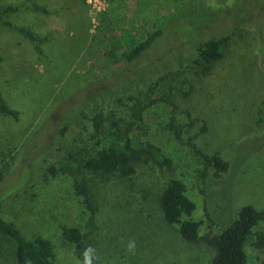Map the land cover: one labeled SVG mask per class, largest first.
<instances>
[{
	"label": "rangeland",
	"instance_id": "374dc122",
	"mask_svg": "<svg viewBox=\"0 0 264 264\" xmlns=\"http://www.w3.org/2000/svg\"><path fill=\"white\" fill-rule=\"evenodd\" d=\"M8 5H25L4 20L41 38L42 55L0 22V89L19 114L16 121L0 117L4 193L28 180L25 166L33 169L5 201V216L27 236L49 239L64 264H83L88 245L100 257L94 264H213L215 248L186 242L163 220L158 197L166 180H183L203 222L200 237L222 233L246 205L264 209V0H110L103 12L85 0H0V9ZM156 28L163 34L152 47L117 70L118 55ZM214 36L227 39L226 53L203 74L192 61ZM134 100L144 107L140 122L131 118ZM99 112L103 134L135 121L134 132L172 167L143 163L124 182L88 177L89 209L73 196L70 174L52 177L47 168L68 159L59 143L66 139L55 135L63 120L72 116L73 131ZM198 152L218 153L230 170L203 185ZM63 225L83 232L80 245L61 238ZM262 230V223L253 229ZM131 240L135 254L126 250ZM245 253L247 264H264V245L248 243ZM0 264L27 261L0 237Z\"/></svg>",
	"mask_w": 264,
	"mask_h": 264
},
{
	"label": "trees",
	"instance_id": "16d2710c",
	"mask_svg": "<svg viewBox=\"0 0 264 264\" xmlns=\"http://www.w3.org/2000/svg\"><path fill=\"white\" fill-rule=\"evenodd\" d=\"M23 7L25 8V5H8L1 8L0 22L5 27L14 29L23 35L33 44L37 55L41 56V38L29 30L14 27L10 22L4 20L7 15L15 13ZM35 9L45 12L41 7ZM261 11H264V8L259 12ZM236 15L238 14L236 13ZM246 18L243 16L239 20L244 21ZM162 34L163 29H153L146 34L141 42L122 51L118 55L116 65H120H118L117 70H122L134 64ZM226 41V38L214 36L208 39L202 47L197 48L196 57L192 61L195 69L203 74L208 73L212 65L224 57ZM184 89L185 93L189 91V87L187 89L185 86ZM143 111L144 107L141 103L134 100L131 106V118L133 117L135 121L140 122ZM18 116V112L8 106L0 89V117H8L16 121ZM71 117L65 118L55 132L57 138L66 139L64 142L60 141L59 143H62L68 159L60 161L58 168L53 165L49 166L47 173L52 177L59 171L70 174L73 177L71 192L83 206L91 209L88 177L124 182L137 173L140 164L149 162L168 170L171 169L172 160L158 146L140 139L134 132L133 125L135 121L126 124L124 130L115 125L116 131L103 134L99 129L103 118L102 112L96 114L88 126L75 128L73 131H69L67 125ZM102 135L106 137L104 144L101 142L102 137L100 138ZM91 141L95 142L96 148L88 151ZM37 144L41 145L40 140L37 141L36 146H38ZM50 146L51 144L48 143L45 148L47 149ZM198 155L202 162L200 177L203 185L207 184L211 176L218 179L230 170V164L224 161L218 153L198 152ZM77 156L80 157L77 158ZM45 158L39 164L43 163ZM38 165H34V167ZM32 173L33 169L25 166L21 176L27 174L29 180ZM26 182L21 187L14 188L12 192L6 194L4 191L9 181L6 180V170L0 169V237L12 241L26 259L27 264H64L49 239L41 234L27 236L19 225L8 219L4 214L5 201L11 198L16 190L24 187ZM158 209L165 223L175 225L186 242L203 241L208 246L215 248L216 254L213 264H247L245 246L251 243L255 248L260 249L264 245V230L253 231L259 223L264 225V209L257 210L249 205L242 207L237 219L219 235L200 237L203 222L201 219L194 218L196 204L188 197L186 185L181 179L172 177L166 180L158 197ZM206 217L210 220L208 215ZM60 236L64 241L75 246L80 245L84 239V234L78 227L69 225L60 227Z\"/></svg>",
	"mask_w": 264,
	"mask_h": 264
},
{
	"label": "clouds",
	"instance_id": "9594fccd",
	"mask_svg": "<svg viewBox=\"0 0 264 264\" xmlns=\"http://www.w3.org/2000/svg\"><path fill=\"white\" fill-rule=\"evenodd\" d=\"M136 249V242L135 240H131L128 242L126 246L127 252L131 254H135ZM83 256V264H94V261H99L100 257L97 255L96 250L93 248L92 245H88L84 248L82 252Z\"/></svg>",
	"mask_w": 264,
	"mask_h": 264
},
{
	"label": "built area",
	"instance_id": "2783aa9c",
	"mask_svg": "<svg viewBox=\"0 0 264 264\" xmlns=\"http://www.w3.org/2000/svg\"><path fill=\"white\" fill-rule=\"evenodd\" d=\"M86 4L95 12L105 11L110 3V0H85Z\"/></svg>",
	"mask_w": 264,
	"mask_h": 264
}]
</instances>
